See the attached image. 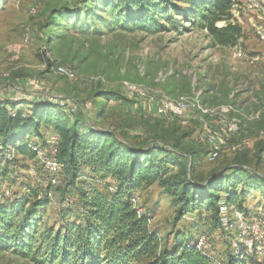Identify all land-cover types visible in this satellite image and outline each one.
<instances>
[{
    "label": "rangeland",
    "instance_id": "rangeland-1",
    "mask_svg": "<svg viewBox=\"0 0 264 264\" xmlns=\"http://www.w3.org/2000/svg\"><path fill=\"white\" fill-rule=\"evenodd\" d=\"M91 4L88 0H0V98L19 103L38 97L51 100L64 105L66 113L78 115L82 111L88 125L128 133L136 144L147 139L171 146L175 138L188 135L181 138L180 146L185 150L200 149L203 159L196 166L195 177L201 179L226 169L239 155H245L249 165L255 166L254 153L257 142L263 139L264 124V0H239L236 4L234 23L244 36L233 47L214 45L205 31L191 27L179 14L172 17L176 27L161 20L166 29L156 34L142 29H110L109 18L96 22L97 28L90 23L77 25L74 9L88 11ZM63 7L74 12L58 15ZM179 7L181 10L185 6ZM92 11L100 15L96 6ZM56 67L71 71L74 77L55 75ZM29 79L40 82L38 92L25 84ZM123 81L149 89L156 95L153 103L133 101ZM105 91L117 93L120 100L98 97ZM167 96L198 97L201 104L216 109L217 114L209 119L208 128L192 121L191 125L180 124L176 117L161 118L149 107L154 109L158 100ZM24 109L26 113L31 110ZM97 113L104 116L98 119ZM233 124L237 131L229 134L226 129ZM208 135L223 143L211 162L205 142ZM41 137L25 139L50 152L57 137L47 128L41 129ZM257 170L264 176V158ZM81 175L83 182L92 183L88 180L89 170H83ZM50 178L40 162L27 155L18 156L12 165L0 161V202L21 201L30 189L43 191ZM55 178L58 182L51 187V204L45 213L50 221L55 209L75 201L74 189L65 190L63 196L57 192L63 188L62 175ZM96 186H106L110 192L116 182L106 179ZM219 195L223 203L224 194ZM135 198L142 212L151 218L150 227L162 239L171 240L176 233L188 235L192 242L203 238V251L219 264H224L226 251L247 249L251 253L256 242L264 249L261 190L245 197L244 213L229 208L226 218L235 224L227 229L215 227L206 210L177 218V206L157 184L137 192ZM237 213L257 235L239 236ZM0 264L32 263L0 249Z\"/></svg>",
    "mask_w": 264,
    "mask_h": 264
},
{
    "label": "trees",
    "instance_id": "trees-1",
    "mask_svg": "<svg viewBox=\"0 0 264 264\" xmlns=\"http://www.w3.org/2000/svg\"><path fill=\"white\" fill-rule=\"evenodd\" d=\"M88 1L92 2L88 11L75 8L74 12L63 7L57 14L74 12L79 26H96V22L109 18L110 29H142L150 34L166 29L161 20L176 27L172 17L179 14L191 27L205 31L216 46L233 47L244 36L232 15L238 0ZM179 4L185 7L180 10ZM95 6L100 15L93 13ZM98 97L120 100L115 92L105 91ZM26 107L31 109L29 113L24 111ZM64 108L39 97L29 103L0 98L2 143L13 147L17 157L36 159L31 145L38 144L25 138H42V128L52 130L57 137L54 158L61 165L63 186L57 192L63 196L65 190L75 191V201L55 209L51 221L45 213L51 204V187L57 184L51 183L52 178L43 191L30 189L21 201L0 202V249L32 264H219L209 254L195 249L196 241L186 234L162 239L150 227L147 212L137 213L132 198L157 184L177 206V218L206 210L215 227H223L219 218L220 193L227 207L243 213L242 203L249 192L261 190L264 195V176L257 170L264 158V124L263 139L256 144L254 167L245 155H239L226 169L201 179L195 177L196 166L203 159L200 149L185 150L180 146L181 138L188 135L175 138L171 146L147 139L136 144L128 133L93 127L87 124L82 111L69 114ZM103 116L97 113L98 119ZM206 146L209 147L207 142ZM17 157L0 161L12 165ZM85 169L90 172L91 184L81 178ZM106 179L116 182L113 191L96 186ZM226 252L224 264H264V257L247 249Z\"/></svg>",
    "mask_w": 264,
    "mask_h": 264
},
{
    "label": "built area",
    "instance_id": "built-area-1",
    "mask_svg": "<svg viewBox=\"0 0 264 264\" xmlns=\"http://www.w3.org/2000/svg\"><path fill=\"white\" fill-rule=\"evenodd\" d=\"M236 4L234 5L233 10ZM233 10H232V15H233ZM53 73L55 75H60L68 79L74 77L71 71L63 69L61 67H56V69L53 70ZM25 84L28 87H30L34 92L36 91L38 92L41 86L39 81H34L30 79L27 80ZM122 86L127 91L128 95L132 98V100L135 102L136 100L141 102L145 101L146 105H148L149 103H153V99L156 96L155 94L151 93L149 89L140 85L123 81ZM155 107H156L155 108L156 115L161 118L163 117L179 118L180 116L186 115L189 121L198 123L203 128H208L209 119L217 114L216 109H211V107H207L201 104L198 97H184V96L161 97L158 100L157 106ZM226 130L229 134H235V132L237 131V125L236 124L230 125L227 127ZM205 140L209 145L208 161L209 162L214 161L217 158L223 143L218 141V139H216L212 135H208ZM55 146H56V140L52 141L51 150L50 152H48L46 151L45 148L41 147L40 145H31V149L35 153V157L40 162L44 171L52 176L51 179L52 184L57 183L55 175L59 174L61 171V165L54 158V154L56 152ZM14 159H15V149L13 147H6L0 139V160L12 161ZM81 178L83 177L81 176ZM111 191L113 190L111 189ZM132 203L137 213L138 214L142 213L141 208L137 205V199L135 197L132 198ZM229 208L230 207H227L224 203L219 204V218L221 224L226 229L227 227L232 228L233 224H235V223H231L226 218V215L229 212ZM236 216H237L236 223H238L237 225L240 230V234H239L240 237L250 233L257 235L256 230H254V228L251 225H248L246 222H244L240 214L237 213ZM204 245H205L204 239L198 238V240H196L195 242V249H197L198 251H203ZM251 253L255 254L258 257H264V249L260 245H258L257 242L256 244L253 245V249Z\"/></svg>",
    "mask_w": 264,
    "mask_h": 264
},
{
    "label": "crops",
    "instance_id": "crops-1",
    "mask_svg": "<svg viewBox=\"0 0 264 264\" xmlns=\"http://www.w3.org/2000/svg\"><path fill=\"white\" fill-rule=\"evenodd\" d=\"M149 108H151L152 110H155V107H154V109H153V107H149ZM143 110L146 111V109H143ZM178 120H179V123L180 124H183V125H191L190 122H189V120H188V117L186 115L180 116L178 118Z\"/></svg>",
    "mask_w": 264,
    "mask_h": 264
}]
</instances>
